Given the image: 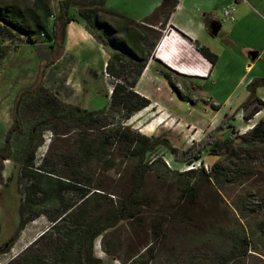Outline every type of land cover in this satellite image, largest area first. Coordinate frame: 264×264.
Listing matches in <instances>:
<instances>
[{"label": "rangeland", "instance_id": "rangeland-1", "mask_svg": "<svg viewBox=\"0 0 264 264\" xmlns=\"http://www.w3.org/2000/svg\"><path fill=\"white\" fill-rule=\"evenodd\" d=\"M14 1L20 5L29 3V0ZM53 1L56 3L58 0ZM108 3L111 6L115 4V8L123 12H133L132 9L139 4L136 0H108ZM158 22L162 20L157 15L148 20L158 31L160 41L156 42L134 88L148 100L149 106L131 116L125 125L146 137L164 139L178 153L209 133L220 139H234L246 133L248 127L257 122V119L243 122L238 109L247 98L243 86L248 78L244 68V64L248 63L246 55L236 48L228 51L221 34L217 33L212 41L219 56L215 55L212 71L206 78L201 66L203 60L194 44L180 40L179 36L171 34L165 24L159 26ZM80 25L70 24L67 28L75 43L66 45L63 37L59 48L61 54L57 57L54 56L58 52L56 45L51 44L49 48L39 38L34 45H24L19 41L0 43V147L11 125L13 100L22 90L30 91L41 86L61 102L86 111L106 107L107 91L111 85V80L103 73L106 52L93 39V33L84 27L88 34H92L89 35L93 44L90 46L89 42L80 40L76 33V27ZM166 36H169L170 42L173 38L178 41L176 44L169 43L172 53L168 52L169 49L160 52V45L166 40L161 38ZM85 47H91V55H76L81 51L84 53ZM106 49L111 53L110 48ZM170 56H174L173 60L166 61ZM257 69L264 71L263 63ZM30 115L21 105L19 117L24 129L31 122ZM35 129L34 133H37ZM13 137L10 140L12 149L24 143V137ZM41 140V146L34 151L35 163L47 154L48 162L60 163L71 155V148L74 147L72 136L64 138L46 132ZM235 142L238 143L237 140ZM157 154L169 173H149L144 190L149 204L139 209L137 221H125L104 234L105 247L118 244L116 257L102 252L100 237L94 241L93 254L101 260V264H128L127 256L131 253H138L135 264H143L144 261L146 264H264V238L258 229L259 223L264 221V163L256 160L254 155L253 162L249 164L251 171L238 182L220 187L192 177L190 181L196 185V198L192 204H179L178 175L188 170L191 164L209 169L222 158L203 151L199 160L179 164L173 161L167 150L159 149ZM119 156L115 167L108 171L96 164L84 170L93 175L94 182L102 188L117 186L119 191L126 175L124 160ZM2 165V180L6 182L0 185V246L5 242L6 248L17 223L20 197L16 191L17 167L11 161H3ZM47 226L43 216L28 223L5 254L1 246L0 264L14 260L20 262L21 255L28 258L34 254L40 257L43 264L48 263L49 255L44 254L43 243L26 252V248ZM235 235L249 242L242 255H238L240 250L235 247ZM144 246L148 249L142 254Z\"/></svg>", "mask_w": 264, "mask_h": 264}, {"label": "trees", "instance_id": "trees-1", "mask_svg": "<svg viewBox=\"0 0 264 264\" xmlns=\"http://www.w3.org/2000/svg\"><path fill=\"white\" fill-rule=\"evenodd\" d=\"M176 3L177 0H160L151 15L133 22L106 10L104 0H60L54 13L49 7V0H29L25 5L14 0H0V43L19 41L24 45H34L39 38L41 43L56 45L58 52L54 56L57 57L61 54L59 48L65 26L76 23L93 33V39L101 46L111 49L103 66V73L111 80V85L107 91L106 107L101 110L86 111L63 103L41 86L30 91L22 90L15 96L11 107V125L0 147V185L5 181L1 176L2 163L11 161L17 167L16 191L20 202L17 223L5 252L29 222L43 216L48 226L26 248V252L43 243L44 254L49 255L46 264H101V260L93 254V243L99 237L102 252L116 257L118 244L105 247L104 234L125 221L136 222L139 209L149 204V197L144 191L148 174L169 173L157 154L159 149L167 150L173 161L179 164L199 160L203 151L222 158L207 171L198 166L178 175L179 204H192L196 198V185L190 181L192 177L220 187L238 182L251 171L249 164L253 162L254 155L256 160L264 163L262 120L234 139H220L214 133L206 134L179 153L171 149L164 139L146 137L125 125L131 116L149 106L148 100L134 91L159 40L158 31L148 20L157 15L162 20L158 22L159 26L164 25ZM1 50L0 47V55ZM197 53L213 66L216 60L214 54L204 47L197 48ZM263 86V80H253L246 85L247 98L238 108L243 122L251 120L264 108V103L254 93L256 88ZM21 105L32 116L25 129L19 117ZM46 132L64 138L72 136L74 147L71 148V155L60 163L48 162V154L39 163L34 161V151L41 146V137ZM13 135L24 137V143L16 149L10 145ZM118 156L124 160L126 168L125 182L119 191L117 186L102 188L94 182V176L84 170L96 164L108 171L115 167ZM258 229L264 238V221L259 223ZM233 238L235 247L240 250L238 255L244 254L249 242L238 235ZM147 249L144 246L142 254ZM137 255H128L127 263L138 262ZM30 256L21 255L20 262L14 260L8 264H43L38 255Z\"/></svg>", "mask_w": 264, "mask_h": 264}, {"label": "crops", "instance_id": "crops-1", "mask_svg": "<svg viewBox=\"0 0 264 264\" xmlns=\"http://www.w3.org/2000/svg\"><path fill=\"white\" fill-rule=\"evenodd\" d=\"M59 1L60 0L55 3L53 0H49V7L52 13L56 11L57 3ZM136 1H138L139 4L136 5L135 9H132L133 12L130 10L123 12L121 9H116L115 4L114 6H111L108 3V0H104V8L115 14L121 15L130 21L139 22L151 15L160 3V0ZM52 5L55 7H52ZM224 11L227 13V16H224ZM212 21L219 23L220 26L217 33L221 34L222 40L226 44L228 51H233V49L236 48L242 51L244 55H247V52L249 51H254L257 54L252 62L248 60V63L244 64L245 71L248 73V78L243 85L244 89L246 85L253 80L264 81V71H259L257 69V66L261 63H263L264 66V0H177L176 5L165 22V27L171 32V34L179 36L180 40L191 45L194 44L196 49L204 47L210 53L218 57L219 54L215 50L214 42L212 41V38L216 37L217 33L215 36H211L208 28L209 23ZM70 24L76 23H69L65 26L64 39L66 45L75 43L73 35L70 36L67 31ZM76 31L75 32L79 34L81 41L89 42L87 44L92 46L93 40L91 36L83 29V27H81V25L76 27ZM167 34L169 35V33ZM163 38H166V40L162 41L160 52L164 49H169L168 52H171L172 48L169 47V43L176 44L178 41H175L176 39L173 38L170 42L169 36L162 37L161 39ZM43 45H46L49 48L52 46L47 43H43ZM101 47L104 53L106 52L105 64L110 53L105 47ZM90 48L91 47H85L84 53L80 50L81 52L76 55H81L83 57L91 55ZM76 55H74L75 58H77ZM173 58L174 56H170V58H166V61H172ZM202 60L203 65L201 66L205 70V77L208 78L213 67L204 59ZM195 75L198 76L197 74ZM254 93L255 96L264 103V86L258 87ZM263 110L256 113L251 121L254 119H257V121H264ZM239 113L241 116V111H239Z\"/></svg>", "mask_w": 264, "mask_h": 264}, {"label": "water", "instance_id": "water-1", "mask_svg": "<svg viewBox=\"0 0 264 264\" xmlns=\"http://www.w3.org/2000/svg\"><path fill=\"white\" fill-rule=\"evenodd\" d=\"M219 23L218 22H216V21H212L211 23H209V26H208V28H209V32H210V35L211 36H215L216 35V33H217V31H218V29H219ZM256 52H247V59L250 61V62H252L254 59H255V57H256Z\"/></svg>", "mask_w": 264, "mask_h": 264}, {"label": "built area", "instance_id": "built-area-1", "mask_svg": "<svg viewBox=\"0 0 264 264\" xmlns=\"http://www.w3.org/2000/svg\"><path fill=\"white\" fill-rule=\"evenodd\" d=\"M223 14H224V16H227V13L224 11L223 12ZM104 77L105 78H107V79H109L108 77H107V75L106 74H104ZM252 127V125L250 126V127H248V130L250 129ZM197 166H194L193 164H191V165H189L188 167H187V169H194V168H196ZM203 167V169L204 170H208L205 166H202Z\"/></svg>", "mask_w": 264, "mask_h": 264}, {"label": "flooded vegetation", "instance_id": "flooded-vegetation-1", "mask_svg": "<svg viewBox=\"0 0 264 264\" xmlns=\"http://www.w3.org/2000/svg\"><path fill=\"white\" fill-rule=\"evenodd\" d=\"M3 245H4V246H3ZM1 246H2V249H3V252H2V253L5 254V242H4ZM1 246H0V248H1Z\"/></svg>", "mask_w": 264, "mask_h": 264}]
</instances>
